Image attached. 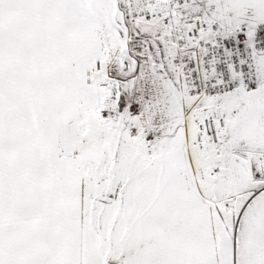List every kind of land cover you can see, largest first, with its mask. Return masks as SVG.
<instances>
[{
    "label": "snow or ice",
    "instance_id": "1",
    "mask_svg": "<svg viewBox=\"0 0 264 264\" xmlns=\"http://www.w3.org/2000/svg\"><path fill=\"white\" fill-rule=\"evenodd\" d=\"M0 264H264V0H0Z\"/></svg>",
    "mask_w": 264,
    "mask_h": 264
}]
</instances>
